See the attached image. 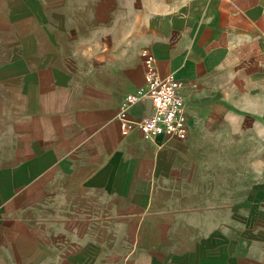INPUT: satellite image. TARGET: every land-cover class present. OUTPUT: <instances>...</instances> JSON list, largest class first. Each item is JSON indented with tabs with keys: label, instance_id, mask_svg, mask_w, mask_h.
<instances>
[{
	"label": "crops",
	"instance_id": "1",
	"mask_svg": "<svg viewBox=\"0 0 264 264\" xmlns=\"http://www.w3.org/2000/svg\"><path fill=\"white\" fill-rule=\"evenodd\" d=\"M0 264H264V0H0Z\"/></svg>",
	"mask_w": 264,
	"mask_h": 264
},
{
	"label": "built area",
	"instance_id": "2",
	"mask_svg": "<svg viewBox=\"0 0 264 264\" xmlns=\"http://www.w3.org/2000/svg\"><path fill=\"white\" fill-rule=\"evenodd\" d=\"M143 55L145 86L143 90L129 94L123 99V106L118 108L121 127L123 130L136 127L145 138L169 136L182 140L188 134L184 85L171 72L165 76L160 75L153 65L152 56L145 51ZM143 98L150 101V112L137 119L129 118L126 108Z\"/></svg>",
	"mask_w": 264,
	"mask_h": 264
},
{
	"label": "rangeland",
	"instance_id": "3",
	"mask_svg": "<svg viewBox=\"0 0 264 264\" xmlns=\"http://www.w3.org/2000/svg\"><path fill=\"white\" fill-rule=\"evenodd\" d=\"M231 217V218H230ZM227 220H232V214L231 213H226V212H221V222H224ZM243 251L247 252L249 249L248 245L243 246Z\"/></svg>",
	"mask_w": 264,
	"mask_h": 264
}]
</instances>
